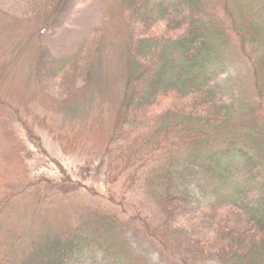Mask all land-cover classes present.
Segmentation results:
<instances>
[{"label":"trees","instance_id":"1","mask_svg":"<svg viewBox=\"0 0 264 264\" xmlns=\"http://www.w3.org/2000/svg\"><path fill=\"white\" fill-rule=\"evenodd\" d=\"M9 1L0 0V34L12 35L0 40V123L16 177L0 169V217L18 197L37 214L64 197L51 176L29 171L21 128L41 147L48 129L68 153L88 150V163L109 166L108 183L126 175L146 202L127 222L115 208L90 207L79 220L36 218L29 234L14 226L0 264L86 255L143 264L129 236L136 220L181 264H264V0H100V24L61 54L48 34L80 0ZM235 40L256 80L258 102L247 108L223 79ZM28 55L33 78L20 94Z\"/></svg>","mask_w":264,"mask_h":264},{"label":"rangeland","instance_id":"2","mask_svg":"<svg viewBox=\"0 0 264 264\" xmlns=\"http://www.w3.org/2000/svg\"><path fill=\"white\" fill-rule=\"evenodd\" d=\"M16 1L10 0V8H18ZM102 2L100 0H80L79 6L74 11L70 21L62 28L48 34V38L51 40L54 50L61 54L71 47L76 45V42L93 30L101 22L102 16ZM10 34H0V40L9 38ZM26 60V72L20 79V94L28 88L27 84L31 79L34 61L31 55ZM30 61V64L28 63ZM226 72L223 74L224 82L231 88V91L237 93L240 97L239 103L241 107H250L257 104L258 93L256 88V80L253 71L252 61L247 57L243 51L240 40H235L233 46L230 49V60ZM33 78V75H32ZM36 82V81H35ZM27 86V87H24ZM37 86H32L28 93L30 95L37 93ZM54 93H59V86H53L50 88ZM42 102V101H41ZM36 107L42 111H45L42 104L36 102ZM8 120V119H7ZM1 122V120H0ZM59 123V122H58ZM60 125V123H59ZM58 125V126H59ZM6 125L0 123V169L2 173L7 176V180L15 179L16 173L14 172L12 160H10L11 139L4 132ZM43 147L34 142L31 137L22 131L25 142L30 144L28 149V159L26 163L29 164V171L36 176L38 174H48L54 180L52 189H60L64 195V199L60 197V200L53 205L47 203L46 207L40 208L39 214L35 210L29 212L25 207H21L17 203L19 197L14 199V203L9 208L8 213H5L0 217V253L5 250V242L9 232L14 226L22 233H31V226L37 223L41 225L42 216L51 215L55 218L56 214L60 213L64 219L68 220L70 216L82 219L86 212H83L84 208H115L120 213L122 219L125 222L130 221L138 212H142L145 208L146 202L145 195L140 189L134 191H128L126 186V175L118 183H108L107 175L105 172L109 169L108 165H105V170H101L97 165L88 163V150L85 151L81 148L78 152L68 153L67 144L56 136V134L50 132L48 129H42ZM3 131V132H1ZM97 134V133H96ZM74 146L70 147V150ZM76 148V147H75ZM18 161V160H17ZM15 161V162H17ZM16 165V164H14ZM11 167V169H10ZM16 172H20V169H15ZM70 177L68 182L64 181ZM0 184H3L2 182ZM63 187V189L61 188ZM214 189V188H213ZM113 194H117L118 201H124V206L119 205L113 199ZM68 195V197H67ZM123 204V205H124ZM58 211V212H57ZM87 216V214H86ZM133 222V221H132ZM131 232L129 234L135 241V246L138 248L137 260L143 264H181L180 260L174 256L171 251H164L161 247V243L152 237H148L146 229L141 221H134L131 226ZM199 264H219L214 261L202 262ZM76 264H98L94 263V259L91 255H86L80 258Z\"/></svg>","mask_w":264,"mask_h":264}]
</instances>
